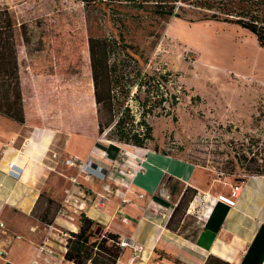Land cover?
Returning <instances> with one entry per match:
<instances>
[{"label": "crops", "instance_id": "crops-1", "mask_svg": "<svg viewBox=\"0 0 264 264\" xmlns=\"http://www.w3.org/2000/svg\"><path fill=\"white\" fill-rule=\"evenodd\" d=\"M23 1L0 0V8ZM39 113L41 125H21L0 115V155L4 154L0 162V221L4 223L0 249L7 251L0 264H30L36 247L46 238L55 253L41 256L39 261L70 264L64 259L62 245L69 231L77 232L81 213L98 225L100 235L111 233L118 243H129L119 247L116 264H204L209 255L230 264H264V176L245 179L230 207L216 197L230 196L233 186L219 194L209 186L200 187L194 164L162 152L157 145L145 153V149L129 147L134 148L128 149L132 161L118 163L120 147L104 136L96 138L92 135L95 129L88 134L83 122L74 131L50 127L41 121L44 113ZM135 156L145 157L144 174L136 172ZM66 160H91L104 168L106 179L85 180ZM12 161L16 171L21 169L19 179L9 175L7 164ZM72 178H77L76 184ZM188 187L197 191L198 202L209 200L206 212L197 217L199 231L194 240L166 227ZM162 188L166 196L161 194ZM43 193L71 219L57 216V211L50 224H45L42 219L47 218L51 203L40 202ZM66 198L70 201L65 202ZM195 203L186 217L199 210L200 203ZM42 206L45 211H39ZM131 245L140 250L135 252Z\"/></svg>", "mask_w": 264, "mask_h": 264}, {"label": "trees", "instance_id": "trees-1", "mask_svg": "<svg viewBox=\"0 0 264 264\" xmlns=\"http://www.w3.org/2000/svg\"><path fill=\"white\" fill-rule=\"evenodd\" d=\"M75 1L83 6V11L88 15L91 12H101L108 17L118 32V38L88 37L86 45L79 50V55L75 52L72 54V48L63 43L60 47L61 54H57L55 49L46 48L44 53L46 59L47 56L49 59H40L37 57L42 55L38 52L37 35H27L24 23H16L8 7H1V116L21 125H41L39 112L42 111L44 119L41 121L50 127L74 131L83 122L88 134L95 129L92 135L104 136L125 147L145 149L153 141L152 127L146 123V117L157 108L165 110L167 105L174 107L177 99L175 95L159 89L161 82L167 81L165 76H150L139 69L135 47L124 36L130 32L128 24L139 26L146 17L168 20L183 19L188 15L196 17L189 21L222 20L245 28L254 37L256 44L264 48V0ZM70 33L72 32L64 33L67 39H70ZM80 33L78 31L79 35ZM62 54L64 55L61 56ZM64 66H69L66 68L69 70L63 78L60 70ZM59 76L62 80L60 85L64 89L52 91V87L58 86ZM144 86L147 88L146 97L139 99ZM149 87L153 89V101L150 104ZM132 88L136 90L134 99L140 109L138 121L128 103ZM259 143L261 147H258ZM234 158L238 168L249 177L264 176V142L261 143L254 137L248 138L241 151L234 152ZM196 194L197 191L193 188L184 190L166 225L168 230L187 240H194L199 229H192L189 224L175 226L174 221L183 210L186 217L191 199ZM46 202L49 205L52 201ZM42 221L50 224L45 219ZM68 234L64 251L67 262L116 264L120 255L118 237L111 233L100 235L98 225L83 213L79 215L77 232ZM204 264L230 263L209 255Z\"/></svg>", "mask_w": 264, "mask_h": 264}, {"label": "rangeland", "instance_id": "rangeland-1", "mask_svg": "<svg viewBox=\"0 0 264 264\" xmlns=\"http://www.w3.org/2000/svg\"><path fill=\"white\" fill-rule=\"evenodd\" d=\"M8 9L16 23H24L27 35H37L40 59H49L44 53L46 48L61 54V44L66 43L72 54L79 55L88 37L113 39L118 33L108 17L101 12L86 14L75 0H25ZM190 19L196 17L168 20L146 17L139 26L128 24L130 32L124 35L135 47L141 72L165 76L167 81L161 82L159 89L177 99L174 107L166 104L165 110L157 108L146 117L153 141L142 153L157 145L162 152L194 164L200 187L209 186L214 193H226L230 186H240L249 177L238 168L234 152H240L250 137L264 142V48L238 24ZM66 32H72L70 39L66 38ZM30 49L33 50L31 45ZM66 68L69 66L60 70L63 78L69 70ZM57 79L58 86L52 87V91L64 89L60 76ZM135 91L131 89L128 103L138 121L140 109L134 99ZM146 91L144 86L139 99L146 97ZM148 91L150 104L153 89L149 87ZM117 145L118 163L123 164L130 155L128 149L134 148ZM120 153L124 156L120 157ZM135 157L143 167L145 157ZM41 197L42 203L48 200L45 193ZM195 200L201 205L200 211L194 210L187 217L181 211L175 218V226L189 224L192 229H199L197 217L206 212L209 200L198 202L193 197L189 207ZM59 206L50 205L46 222ZM42 207L39 211L46 210ZM39 211L36 215L40 216Z\"/></svg>", "mask_w": 264, "mask_h": 264}, {"label": "built area", "instance_id": "built-area-1", "mask_svg": "<svg viewBox=\"0 0 264 264\" xmlns=\"http://www.w3.org/2000/svg\"><path fill=\"white\" fill-rule=\"evenodd\" d=\"M102 157H106V154L105 153H102L101 155ZM124 154L123 153H120V157H123ZM4 157V154L0 155V162L1 160L3 159ZM124 161V159H123ZM128 161H132V159H130V155L128 157V159H125V163H127ZM133 165H135L136 169H137V173H141V174H144L145 173V169L144 167H142L140 165V162H138L137 160L133 161ZM65 164L67 166H70V167H76L77 170L79 171L80 174L83 175V178L85 180H89L91 178H96L98 180H105L106 179V174H105V170L102 166H99L97 164H95L93 161L91 160H87L85 162H78V163H75L74 161H71V160H66L65 161ZM7 167H8V172H9V175L11 177H14L16 179H19L20 176H21V169L19 168L18 170L19 171H16V168H18L15 163L12 161V162H9L7 164ZM77 178H72L71 179V182L76 184L77 182ZM240 189L241 187L239 185H235L232 187V192L230 194V196H225V195H218L216 197V199L221 202V203H224L230 207H233L235 205V201L234 199L238 197L239 193H240ZM161 194L163 196H166L167 195V191L165 188H162L161 190ZM70 200H68V198H66L65 202H69ZM75 203V202H74ZM57 216H62V217H68L70 218L67 214H66V210L64 209H60L58 212H57ZM71 219V218H70ZM4 229V223L2 221H0V230H3ZM71 232V231H69ZM69 237V234H66L65 235V239H64V243H63V248L64 251L66 249V239ZM16 239H18L19 237H15ZM51 241H50V238H46L44 239L37 247H36V256H35V259H33L31 261L30 264H42L40 261H39V258L41 256H45V257H49V256H52L54 255L55 251L53 249V247L51 246ZM119 247L123 248V247H127L129 245V243L127 242H124V241H120L118 243ZM133 250L136 252V251H139L140 248L135 246V245H131ZM7 254V251L4 250V249H0V257L2 256H5ZM70 264H74V263H70ZM85 264H92L91 261H87Z\"/></svg>", "mask_w": 264, "mask_h": 264}]
</instances>
